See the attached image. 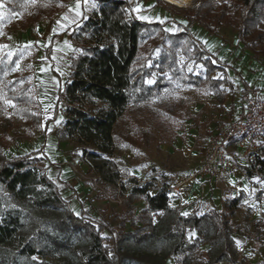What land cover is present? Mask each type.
Listing matches in <instances>:
<instances>
[{
    "label": "trees",
    "instance_id": "16d2710c",
    "mask_svg": "<svg viewBox=\"0 0 264 264\" xmlns=\"http://www.w3.org/2000/svg\"><path fill=\"white\" fill-rule=\"evenodd\" d=\"M3 1L6 14L12 15L21 14L29 0ZM95 1L97 6L65 31L78 51L70 57V73L58 90L54 116L46 124L56 128L61 140L85 145L82 155L89 152L85 161L106 183L116 184L121 176L105 155L113 149L114 126L127 106L160 92L159 79L152 84L145 79L154 72L160 78L167 71L184 83L202 84L222 105L227 86L233 85L226 77L229 65L210 53L189 26L195 23L211 35L229 27L235 32L236 45L264 55V0H194L187 8L172 6L181 14L171 23L172 31L158 19L139 15L159 9L163 0ZM53 3L60 4L59 0L35 2L41 15ZM158 34L159 43H155L152 38ZM178 48L186 61L201 64L203 77L178 65ZM15 58L6 63L7 71ZM216 71H221V77H213ZM4 72L0 65V264H164L169 257L175 264H192L202 253L205 259L198 264H243L245 256L239 259L232 236L242 232L231 223L239 196L229 199L224 210L212 207L199 213L195 208L181 214L170 205L165 188L152 182L139 184L133 178L120 185L127 196L114 225L104 215L86 214L82 202L77 211L69 208L61 191L75 189L60 179L57 187L34 165L38 160L31 157L34 151L5 154L6 143L32 136L20 134L14 121L39 129L41 110L35 84L21 82L19 75L9 79ZM7 101L11 117L3 114ZM242 168L249 181L256 177L264 184L260 154ZM139 199L145 205L135 213L134 202ZM187 229L194 235L187 236ZM159 243L166 248L157 253L153 248ZM203 245L208 248L203 250Z\"/></svg>",
    "mask_w": 264,
    "mask_h": 264
},
{
    "label": "rangeland",
    "instance_id": "374dc122",
    "mask_svg": "<svg viewBox=\"0 0 264 264\" xmlns=\"http://www.w3.org/2000/svg\"><path fill=\"white\" fill-rule=\"evenodd\" d=\"M64 1L67 4L71 0ZM35 2L36 0L27 1L21 14L7 15L6 5L3 0H0V65L5 69L3 75L9 79L19 75L21 82L34 83L37 92L34 74L37 56L42 51L46 53L50 42L45 36L46 29L43 20L50 19V17L41 18L40 10ZM193 2L194 0H189L186 4L178 5L163 0L158 10L160 15L150 14L149 19L157 18L165 23V29L172 31L174 26L167 23L166 19L178 21L181 17V14L177 13L176 8L172 6L187 8ZM96 6L95 0L88 2L86 16ZM222 28L219 30L222 31ZM159 39V34L152 38L155 43H159ZM184 45L191 48L186 43ZM70 49H72L68 52L70 57L78 51L75 44ZM158 53L157 48L154 55ZM13 55L16 57L15 61L11 69L7 71L6 63ZM176 59L178 65L184 66L187 72L192 71L203 77L201 64L194 63L193 60L186 61L180 48L177 49ZM159 75L161 74L154 72L145 79V82L152 84L159 79L162 84L160 92L146 101L129 104L114 126L113 149L105 157L113 161L121 176L116 184L106 183L85 161L89 154L85 152L82 155V148L85 145L68 141L58 149L64 154V160H60L57 156H51V161L47 160L45 157L48 152L46 139H51L53 130L51 126H44L43 118L39 129L28 127L19 119L15 120L14 128H17L20 134L32 136L30 140L6 143L5 154L13 156L34 151L31 157L38 159L34 165L45 172L57 187L60 184L55 171L63 166V169L67 170L64 180L70 181V185L75 189L73 193L69 190L61 191L68 207L72 209L75 201L82 202L86 214L94 217L104 215L113 225L116 224L117 216L123 211L127 196V191H123L120 186L122 182L127 184L130 179L134 178L139 184L152 182L156 187L176 185L179 192L182 185L188 182L203 183L202 180L190 177L199 165L205 149L204 145L215 128L214 115L224 107L220 105L217 95L206 90L200 83H184L177 77H170L167 71L162 73L160 78ZM221 75V71H216L213 77H221ZM226 89L228 95L234 93L233 88L227 86ZM61 98L64 99L63 96ZM6 103L7 111L3 114L11 117V103L9 101ZM227 110L230 111V109ZM14 128L10 129V133ZM135 131L141 133L137 135ZM230 144L228 152L235 163V168L215 181L222 182L228 179V175L240 171L246 179L247 186L241 183L236 176L231 179L233 183H225L227 186L223 188L224 197L221 210L225 209L229 199L237 197L239 191L241 201L235 209V216L231 222L233 228H238L242 232V234L232 235L239 249V259L244 255L243 264H264V184L257 181L256 177L249 181L242 168L253 159L255 154L264 157V136H253L240 144ZM47 168L50 169L47 170ZM239 188L241 190H238ZM118 193L120 200L116 198ZM134 205L135 213H137L144 207L145 202L139 199L134 202ZM196 209H199V213L204 210L202 207ZM190 234L187 229L186 235L190 236ZM165 248V244L159 243L153 250L159 253ZM201 248L206 250L208 246L203 245ZM36 259L40 260V258ZM202 259H205L204 253L197 255V262L192 264H198ZM164 264H169L168 259ZM217 264L232 263L223 261Z\"/></svg>",
    "mask_w": 264,
    "mask_h": 264
},
{
    "label": "crops",
    "instance_id": "0c3cea01",
    "mask_svg": "<svg viewBox=\"0 0 264 264\" xmlns=\"http://www.w3.org/2000/svg\"><path fill=\"white\" fill-rule=\"evenodd\" d=\"M90 1L71 0L65 4L64 0H59L60 4L53 3L51 6L49 5L44 9V11L46 10V14L41 15V18L50 17V19L43 20L45 21V36L48 37L50 42L46 53L42 51L38 54L34 74L37 83V97L41 110V119L43 118L45 120V127L51 126V130H53L51 139H46L48 152H46L45 157L49 161L54 156H57L60 160H64V154L58 149L68 142L61 140L57 136V130L51 123L46 124L48 119L54 116V108L59 96L58 90L70 73V53L68 52L72 50L70 48L74 42L65 31L71 25L86 17L87 4ZM158 10L139 15L149 19V16L154 13H156V16L160 15L158 14ZM175 21L170 20V24ZM189 28L205 44L210 53L218 54L221 61H225L229 65L226 69V77L232 81L233 85L231 88H233L234 93L225 96V100L221 105L222 107L231 110L239 106L243 95L249 88L255 89L258 95L264 99V55H254L250 51L244 50L239 45H236L235 32L229 27H223L222 31L219 30L218 35L209 34L205 29L198 27L195 23L191 24ZM231 143L240 144L241 142L235 140ZM60 163L64 164L63 162ZM49 169L47 168V170ZM55 172V176L58 179L66 181L67 183L70 182L64 180L67 170L63 169V166L59 167V169L57 168ZM235 176L240 179L241 183L246 184V179H244V175L240 171L228 175V179L222 182H218L217 180L219 179L216 181L215 179H205L202 180L203 183L188 182L182 185L178 195L172 194V197L170 196V205L181 214L191 213L195 208L200 207L204 208L200 213L212 207L221 210L222 198L224 197L223 188L227 184L233 183L231 179ZM238 190H241V188ZM237 196H240L239 191ZM76 202L73 203V210H79L80 202H77V204ZM190 233L194 235L195 232L190 231ZM168 263L174 264L173 257L168 258Z\"/></svg>",
    "mask_w": 264,
    "mask_h": 264
},
{
    "label": "built area",
    "instance_id": "2783aa9c",
    "mask_svg": "<svg viewBox=\"0 0 264 264\" xmlns=\"http://www.w3.org/2000/svg\"><path fill=\"white\" fill-rule=\"evenodd\" d=\"M215 128L208 139L202 158L190 178L218 179L234 170L235 163L228 152V145L242 142L253 136H264V99L253 88L247 89L239 106L215 113ZM170 195L179 193L178 187L164 185ZM119 199V193L116 195Z\"/></svg>",
    "mask_w": 264,
    "mask_h": 264
},
{
    "label": "bare ground",
    "instance_id": "6f19581e",
    "mask_svg": "<svg viewBox=\"0 0 264 264\" xmlns=\"http://www.w3.org/2000/svg\"><path fill=\"white\" fill-rule=\"evenodd\" d=\"M173 3H177L178 5L180 4H186L189 0H168Z\"/></svg>",
    "mask_w": 264,
    "mask_h": 264
}]
</instances>
